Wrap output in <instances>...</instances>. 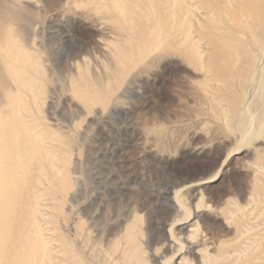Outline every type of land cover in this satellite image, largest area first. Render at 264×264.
Here are the masks:
<instances>
[{"label": "rangeland", "instance_id": "1", "mask_svg": "<svg viewBox=\"0 0 264 264\" xmlns=\"http://www.w3.org/2000/svg\"><path fill=\"white\" fill-rule=\"evenodd\" d=\"M123 4L0 0L45 76L0 128L5 260L264 264V0Z\"/></svg>", "mask_w": 264, "mask_h": 264}, {"label": "bare ground", "instance_id": "2", "mask_svg": "<svg viewBox=\"0 0 264 264\" xmlns=\"http://www.w3.org/2000/svg\"><path fill=\"white\" fill-rule=\"evenodd\" d=\"M114 2H117L116 8L120 9L119 10L120 12L122 11L121 12L122 15L125 14L124 12H126V9L128 8H125L123 6L125 5L123 4V0H114ZM124 3H125V0H124ZM122 7L125 8V11L122 10ZM115 10L116 9L114 8V11ZM112 18H115V17L113 16ZM117 21L115 20V22ZM8 25L9 26H7V31L6 30L2 31L0 28V128L3 127L4 130L5 128L10 130V128L13 127L14 124L16 125V123H19V126H21L20 123H23L20 118L18 122L12 123L9 117L10 114H12L13 112H17V110L19 113L21 109L23 110L26 109V107L24 106V103L22 102L20 98L21 92H25L27 94H30L32 97H34L35 91L37 89L39 90V88L45 84L44 83L45 81L43 80L45 78L44 70L42 69L38 60L32 58L27 53V50H23V47H21L20 44L18 43L19 38L16 35V31L12 30L10 26L12 24L8 23ZM141 46H143L142 43H141ZM26 71H29L30 73H32V75L26 74L27 73ZM5 73L7 74L10 73L13 76V81L15 84V87L13 88V90L12 88H8L9 87L8 78L6 77ZM19 130L23 134H25L26 132L24 131L23 127H20ZM10 135L8 136V133H7V135L5 136L7 137L6 138L7 145H9V143L12 142V139L9 138ZM2 165L3 163L1 162L0 175L2 174V171H3V169H1ZM2 175H6V173L4 172ZM10 186L11 185L9 184V182H5L1 176L0 177V196L3 194L5 195L6 192L9 193L11 189ZM25 189H26L25 193L30 199V191H29L28 183H25ZM1 213L2 211H0V214ZM19 234L20 233H18V231L11 230V233L6 234L7 236L6 240L5 239L2 240L0 237V264H11V261L9 262L8 260H5V259H8L9 253L13 255H17L16 254L17 250L15 248L14 243L17 242V239L21 238Z\"/></svg>", "mask_w": 264, "mask_h": 264}]
</instances>
